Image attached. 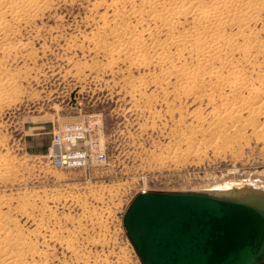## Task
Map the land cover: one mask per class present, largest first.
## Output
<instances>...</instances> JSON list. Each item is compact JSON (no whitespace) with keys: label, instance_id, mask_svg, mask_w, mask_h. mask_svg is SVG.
I'll return each mask as SVG.
<instances>
[{"label":"rangeland","instance_id":"rangeland-1","mask_svg":"<svg viewBox=\"0 0 264 264\" xmlns=\"http://www.w3.org/2000/svg\"><path fill=\"white\" fill-rule=\"evenodd\" d=\"M39 1L31 16L9 21L15 32L0 47V226L12 235L3 247L14 253L11 244L21 245L16 264L44 255L51 264H141L122 226L140 192L264 186V119L254 127L242 113L213 134L218 103L176 77L175 65L190 67L193 55L179 44L166 47L163 60L149 58L150 47L168 39L158 23L130 17L144 0ZM148 27L158 37L150 39ZM248 29L264 47V9ZM115 32L120 39L132 32L147 59L113 51ZM256 62H241L249 88L262 83L264 53ZM78 122L92 128L105 162L54 168L46 159L52 134Z\"/></svg>","mask_w":264,"mask_h":264},{"label":"bare ground","instance_id":"bare-ground-1","mask_svg":"<svg viewBox=\"0 0 264 264\" xmlns=\"http://www.w3.org/2000/svg\"><path fill=\"white\" fill-rule=\"evenodd\" d=\"M133 2L134 0H126L128 4ZM144 2V7L133 10L130 17L141 24L146 20L154 25L158 23L160 30L157 33L164 32L168 39L165 43L160 42L157 46H151L149 58L163 60L164 49L179 44L182 45L179 48L180 52L193 55L190 67L175 65L176 77L179 81L191 83L192 88L199 90L202 96L209 97L210 101L218 103L220 112L213 111L211 114L214 121L213 134L226 132L227 120H230L231 128H233L242 113L249 114L250 124L254 127L258 125V117L264 119V67L256 75L262 83L252 84L253 86L249 88V78L243 75L241 65L253 64L264 53L263 45L248 29L249 23L254 21L259 12L264 9V0H144ZM39 3V0H0V47L7 48L8 43L4 39L6 37L7 41L8 33L15 32L9 21H20L31 16ZM121 15L116 10L113 14L117 21H125L121 19ZM144 16L147 18H143ZM187 20L191 26L184 28ZM228 29H235V32L227 33ZM146 30L150 39L158 37V34L150 27ZM118 34L115 32L113 35L116 39L113 51H120L126 56L133 57L142 55L143 59H147L144 58L139 40L132 32L128 36L124 33L122 39L118 37ZM236 54L241 56L242 64L239 61L237 64L234 62L233 57ZM183 55L178 54V60ZM215 63H218L220 70L212 67ZM262 65L264 62L257 64L258 69ZM197 79L204 84L195 85ZM227 92L228 95H226ZM258 128H255V132L261 137L262 131ZM209 191H211L209 195L214 197L247 201L264 207V186L262 185L227 183L215 186ZM29 217L30 214H28ZM4 229L0 226V253H2L0 264H16L17 260L25 255L20 253L19 243L11 244L16 248L14 253L3 247V242L12 239L11 233ZM28 255V257L38 255L35 244L31 242ZM29 264H51V260L44 255L38 261L31 259Z\"/></svg>","mask_w":264,"mask_h":264},{"label":"water","instance_id":"water-1","mask_svg":"<svg viewBox=\"0 0 264 264\" xmlns=\"http://www.w3.org/2000/svg\"><path fill=\"white\" fill-rule=\"evenodd\" d=\"M122 226L141 264H264V207L247 201L142 191Z\"/></svg>","mask_w":264,"mask_h":264},{"label":"built area","instance_id":"built-area-1","mask_svg":"<svg viewBox=\"0 0 264 264\" xmlns=\"http://www.w3.org/2000/svg\"><path fill=\"white\" fill-rule=\"evenodd\" d=\"M92 128L84 122L64 124L53 134L46 159L54 168L85 169L103 164L106 156Z\"/></svg>","mask_w":264,"mask_h":264},{"label":"crops","instance_id":"crops-1","mask_svg":"<svg viewBox=\"0 0 264 264\" xmlns=\"http://www.w3.org/2000/svg\"><path fill=\"white\" fill-rule=\"evenodd\" d=\"M47 147H48V144H47Z\"/></svg>","mask_w":264,"mask_h":264}]
</instances>
